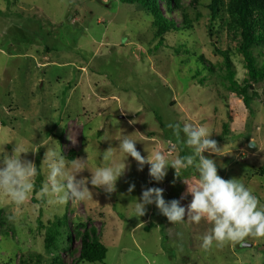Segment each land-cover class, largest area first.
Returning <instances> with one entry per match:
<instances>
[{
	"label": "rangeland",
	"instance_id": "374dc122",
	"mask_svg": "<svg viewBox=\"0 0 264 264\" xmlns=\"http://www.w3.org/2000/svg\"><path fill=\"white\" fill-rule=\"evenodd\" d=\"M208 5L180 0L169 14L178 29L158 46L152 18L119 0H0V151L11 155L17 148L40 167L22 208L0 193V264H76L81 236L92 232L107 249L103 262L93 264H264V237L205 250L203 237L212 227L205 219L197 224L186 215L169 223L155 204L134 216V199L145 188L180 200L184 181L198 182L194 168L177 175L169 167L156 183L148 165L138 171L128 157L113 193L89 184L92 199L64 206L39 195L46 146L59 143L68 159L88 158L89 170L80 176L90 178L122 134L138 141L142 156L188 154L168 125L192 123L208 127L217 141L219 154L204 155L217 161L218 174L240 178L264 206V86L250 83L244 104L247 72L238 40L226 31V17L210 19ZM216 50L228 54L234 85ZM170 144L177 145L171 156ZM191 200L188 195L181 205Z\"/></svg>",
	"mask_w": 264,
	"mask_h": 264
},
{
	"label": "clouds",
	"instance_id": "9594fccd",
	"mask_svg": "<svg viewBox=\"0 0 264 264\" xmlns=\"http://www.w3.org/2000/svg\"><path fill=\"white\" fill-rule=\"evenodd\" d=\"M173 135L181 141L188 154L169 159L160 151L151 156H142L137 150V140L130 135L122 134L118 139V147H109L103 153L102 163L91 171V177L80 176L88 168V158H66L59 143L46 146L43 166H46V179L39 189L40 197L51 206H64L69 202L75 204L93 198L89 184L106 193L116 191L117 181L125 174L129 165L128 157L138 164V171L149 166V176L156 183L163 182L169 167L180 170L195 169L198 182L195 186L187 184V190L180 200L166 201L164 189L148 187L142 191L138 199H134V216L143 217L147 206L155 204L159 212L169 223H181L189 218L194 223L207 220L212 227L203 237L201 247L208 250L213 245L221 247L225 242H236L251 235L264 237V206L239 178L224 179L218 174L217 161L206 157L209 154H219L217 141L211 139L212 132L204 125L185 123L169 124ZM183 137V139H181ZM177 145L170 144L169 156L176 151ZM147 151V150H146ZM15 148L11 155L0 151V193L6 195L16 208H22L29 200L35 188V178L39 175L40 167L28 159L22 158V153ZM148 152V151H147ZM122 154L123 159H114L116 154ZM80 176V178H77ZM135 185L129 187L134 191ZM188 195L191 202L181 205V200ZM10 215V220H15Z\"/></svg>",
	"mask_w": 264,
	"mask_h": 264
},
{
	"label": "trees",
	"instance_id": "16d2710c",
	"mask_svg": "<svg viewBox=\"0 0 264 264\" xmlns=\"http://www.w3.org/2000/svg\"><path fill=\"white\" fill-rule=\"evenodd\" d=\"M119 1L124 4L138 6L152 18V26L155 29V35L159 39L158 46L162 45L165 35L178 29L175 22L169 18V14L178 7L180 0H162L166 9L165 12L161 9L160 0ZM192 1L196 2V0ZM208 10L211 20L226 17V31L238 40V51L242 56L247 72V80L240 90L243 102L246 105L250 101L246 94L251 88L250 83L253 85L263 83L264 86V0H209ZM255 50L258 51V56L262 58V63L258 62L253 54ZM216 52L223 56L229 81L234 85L235 73L228 54L219 50H216ZM163 240L166 247V237ZM80 243L76 264L103 262L107 249L98 241L93 232L92 236L87 233L83 234ZM52 245L53 242L48 240L46 247L49 248ZM51 264L57 263L52 261Z\"/></svg>",
	"mask_w": 264,
	"mask_h": 264
},
{
	"label": "water",
	"instance_id": "95a60500",
	"mask_svg": "<svg viewBox=\"0 0 264 264\" xmlns=\"http://www.w3.org/2000/svg\"><path fill=\"white\" fill-rule=\"evenodd\" d=\"M250 146L252 147V144H250ZM244 246H245V247L247 246V247H249V248L252 247L251 245H247V244H244Z\"/></svg>",
	"mask_w": 264,
	"mask_h": 264
}]
</instances>
